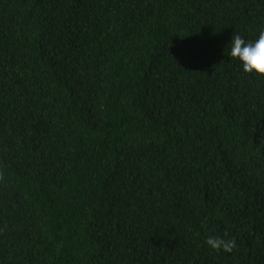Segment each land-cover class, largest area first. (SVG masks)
Returning a JSON list of instances; mask_svg holds the SVG:
<instances>
[{
    "label": "trees",
    "instance_id": "1",
    "mask_svg": "<svg viewBox=\"0 0 264 264\" xmlns=\"http://www.w3.org/2000/svg\"><path fill=\"white\" fill-rule=\"evenodd\" d=\"M261 30L264 0H0V264H264V77L227 46Z\"/></svg>",
    "mask_w": 264,
    "mask_h": 264
},
{
    "label": "clouds",
    "instance_id": "2",
    "mask_svg": "<svg viewBox=\"0 0 264 264\" xmlns=\"http://www.w3.org/2000/svg\"><path fill=\"white\" fill-rule=\"evenodd\" d=\"M228 55L238 60L245 74L264 77V30L259 31L258 38L246 42L239 34H233ZM204 243L214 252L231 253L236 248L235 239H224L220 236L209 235Z\"/></svg>",
    "mask_w": 264,
    "mask_h": 264
}]
</instances>
